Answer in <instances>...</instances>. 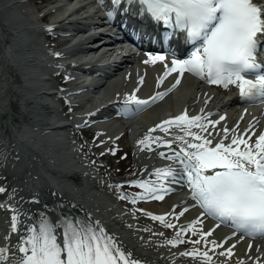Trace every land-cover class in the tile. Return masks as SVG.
Masks as SVG:
<instances>
[{
  "label": "snow or ice",
  "instance_id": "snow-or-ice-1",
  "mask_svg": "<svg viewBox=\"0 0 264 264\" xmlns=\"http://www.w3.org/2000/svg\"><path fill=\"white\" fill-rule=\"evenodd\" d=\"M135 2L155 21H162L169 28L184 33L185 42L193 46L188 58L173 59L171 67L165 65L166 71L164 77L160 78L161 83L172 72H177L180 76L189 72L224 88L236 85L242 99L264 98V63L258 59V53L264 46V3L261 0ZM113 3L120 5L121 0H113ZM173 34L165 33V43ZM165 59L163 55H150L144 63ZM249 75H254L255 79H248ZM179 84L180 79L177 78L172 87ZM166 94L158 92L148 100H142L134 92L127 96L124 103L127 110H130L128 105H135L139 109L162 99ZM219 123L220 121L208 120L207 116L190 117L185 111L150 129L149 134L138 143L149 149L151 143L169 148L171 154L161 152L159 155L173 161L181 171L177 172L171 165L156 169L153 174L159 182L158 186L147 181L132 182L134 186L144 189V192L133 197L131 202L148 198L162 200L164 196L157 193L168 191L164 182L169 179L186 180L191 189V198L204 210V214L220 222H228L230 226L249 236H264V132L253 144L250 143L251 136L247 135L248 130L237 134L232 129L231 141L225 144L230 130L224 128L223 138L213 145L212 139L208 138L212 135L208 129ZM172 126L183 132V135L175 137L180 142L178 150L172 148V141L150 135L157 130L168 133ZM205 132H208V136L202 135ZM3 192L5 188L0 187V193ZM119 198L128 199V196L122 193ZM186 211L188 209H184ZM184 212L179 215H184ZM146 215L166 227H175L165 216L151 213ZM199 223L201 221L198 219L188 229L181 228L177 233L178 239L169 240L168 243L173 246L184 243L179 239L181 233L191 231L195 235L196 225ZM11 227L13 231L17 230L16 216L12 217ZM27 231L29 235L22 238L18 248L19 253L23 254L18 264H138L137 261L129 259L130 254L122 251L105 229L94 227L79 218H58L53 223L45 216L38 226L30 227ZM212 231L214 229L206 233L201 231V239L192 243L200 244L205 237L212 235ZM205 243H211L213 251L216 247H222L215 240ZM8 251L7 248H0V260H7ZM232 254V248L219 253L220 256L227 257ZM181 255L194 259L203 258L205 264L212 262L209 252H201L198 248ZM239 264H243V261Z\"/></svg>",
  "mask_w": 264,
  "mask_h": 264
},
{
  "label": "bare ground",
  "instance_id": "bare-ground-1",
  "mask_svg": "<svg viewBox=\"0 0 264 264\" xmlns=\"http://www.w3.org/2000/svg\"><path fill=\"white\" fill-rule=\"evenodd\" d=\"M17 2H18L17 0H14V2H11L10 5L2 4L1 5L2 11H0L2 13V15L7 16V13H9L8 10H9L10 6H12L11 8H17V5L16 4L14 5V3H17ZM18 6H19V8L17 10L22 11L21 6L20 5H18ZM140 11L144 12L143 8L141 6L138 7L136 10H134V12H131V13L136 14ZM22 13H23V17H20V18L13 20L12 23L23 24V25L26 24L29 21V18L24 16L25 14L23 11H22ZM127 23H129L128 20H127ZM12 26L14 28H16V26H14V25H12ZM26 28H27V30H33L32 27H26ZM6 32H7L6 29H4L2 27V25L0 24V36L2 37L5 34L8 35V32L7 33ZM11 39L15 42L14 44L11 43L12 44L11 46L13 48H15V46H16V48H17V49H15L13 54L19 56L18 59L20 61L25 60L26 66H24V67H30L29 64L27 63L30 60V55H28V54H32V53L36 52V46H38V44L41 45V43H37L35 41H32L31 45L29 42H27V44H26V43H23L24 42L23 39L18 41L17 37H15L14 35L11 36ZM4 46H5V44H4ZM22 50H24V53ZM0 52H3L2 47L0 48ZM1 64H2V67L4 68V70H6V72H7V81H9L11 83V85L8 84V93L6 96V98H9V101L7 99H5V101H4L5 102V108H2V110L0 109V111L1 112L5 111L7 113L8 118H10V119L13 118L16 113L19 115L21 114L20 117L22 118L26 128H29L32 130L34 129L38 133H40L41 135L45 134L44 133L45 132V124H47V123H45L43 121V119L35 118V116L33 115L34 111H36L38 109H39V115H41L43 113L44 107H42L40 105L37 107H33V106L30 107V106H28L26 101H25V106L21 107V108H18L17 105H15V103H14V105L16 107L14 108V106L12 107V104H11L13 102L12 101V94H15L16 91H19V93L22 94L21 95L22 99H25V98H28V97L34 95L32 93L36 92L37 89H39V88H37V84H39L37 77L36 76L33 77L32 75H30L31 79L36 77V83L32 84V81L29 79V77L25 76L28 80L31 81V83L29 85H26V84H23L21 86L18 85V87H16V89H14L12 86V81L15 80V78H13V76H17V78H18L19 75L13 74V71L15 68L12 69L11 60H8V59L3 57ZM129 65H130V63L124 64L123 62H117L115 64H111L114 71H118V70H121L125 67H129ZM20 67L21 66H18L17 69H15V70H17L19 72ZM49 81L50 80H47V82H49ZM84 95H86V93ZM71 98L74 101L75 96H72ZM188 102H190V101L188 100ZM220 104H221V101L219 99L218 101L215 102V107L218 109L220 107ZM94 105L95 104H93L92 106H94ZM100 105L101 104H98L97 106H100ZM205 106L206 105H203L202 109H205L206 108ZM14 109H16V111ZM50 112H51V110H49V111L45 110L44 111L45 116L47 114H49ZM216 117H218V116L215 115L212 118L214 119ZM150 122L152 124H154V119H151ZM262 128H263V126H261V129ZM123 133L127 134L128 130H125V132L123 131ZM46 134L49 135L48 132H46ZM41 137H42V139H46L45 138L46 136H41ZM120 138L125 139V135L121 134ZM52 139L53 138H51L50 140H52ZM49 146H52V148H53V152L51 151V149L49 151H50L51 157L54 159V162H56L57 166L69 167L70 163H75L76 156H74L73 154L72 155L65 154L63 152V148L58 149V145H56L55 143L53 145H49ZM142 148H145V146H143ZM54 149H58V150L54 151ZM32 156H34V155L31 154L27 150V148L24 147V145H22V144L19 145V151L17 153H15L12 149H10V146H7L5 144L2 137H0V160L3 163V165L5 166V168L14 177L11 179V181L9 183L10 185L7 183L8 186L10 187V189L8 190V192H6V194L4 193L2 196H0V202L4 201L7 197L15 196L19 200H23V202L25 204H29L30 206H38L36 209L31 210L29 213L26 214L27 219L31 220L33 225L32 224L26 225L27 235H25L23 238H26L29 235V232L27 231L28 228L33 227V226H37V222L34 219V217L36 215H38L39 213L42 214L43 216H47L51 220H55V214H54L53 208L58 209L59 211H63L67 214H71L73 216H75L77 213L78 214H85V212L80 207L76 206L75 204H73L70 201H67L65 199L64 200L55 199V201L54 200H39V199L36 200V199H34V197L27 198L26 195L22 194V192H21V190H22L21 182L22 181H24L27 185L30 184V187H32L31 186L32 172H31V167H30V162H32L31 161ZM38 156L40 157L41 160L45 159L44 155H38ZM48 159L50 160V157H48ZM42 162H44V161H42ZM144 168H145L146 172H152L154 169L151 165H149V163H145ZM18 173L21 174L20 177L16 176V175H19ZM3 177H0V179L3 182H5L6 179H3ZM139 180H140V177H139ZM182 205H183V202H177L175 205L173 204L172 208H174V211H175L174 214L181 212L180 209H181ZM178 208H179V210H178ZM111 212H113V211L111 210ZM19 214H20L19 211L15 210L14 216L19 217ZM95 215H96L95 217L93 216V218H92L91 216H89V218H91L94 222H96L95 219H98V218L101 219L97 213ZM188 216H189L188 212L184 213V215L181 216L180 220H183L184 218H186ZM184 223L187 224V222H184ZM96 227H101V225L99 223L97 224V222H96ZM105 231L111 237H113V238L115 237V236H112L106 229H105ZM202 231H204V230H202ZM114 239L117 242L116 238H114ZM160 241L162 243L168 242L166 239H162ZM117 244H118V246H120L121 250H123L126 254H130V256H129L130 260L137 261L138 264H147L146 263V260H147L146 257L148 258L150 256L149 254L135 255L127 249H126L127 251H125L124 246L120 245V243L117 242ZM180 245H185V243H182ZM209 245H212V244L209 243ZM18 248H17L16 253L18 254V262H19V258L23 254L19 253ZM174 249H172L171 256L174 254L177 255L179 253L181 255V253H183V251L181 252V250L179 251L177 249H175V250ZM179 249H181V248H179ZM188 251H190V249ZM200 251L204 252L203 250H200ZM209 255L211 256V255H215V254H209ZM257 255H259V254H251L250 256L237 257L235 260H233V262L231 264H233L235 262L239 263L240 261L245 262L246 260H251L252 258H254ZM202 261H204L203 258L201 259V262ZM211 263H213V262H211ZM148 264H149V262H148ZM218 264H220V263H218ZM255 264H257V262Z\"/></svg>",
  "mask_w": 264,
  "mask_h": 264
},
{
  "label": "rangeland",
  "instance_id": "rangeland-1",
  "mask_svg": "<svg viewBox=\"0 0 264 264\" xmlns=\"http://www.w3.org/2000/svg\"><path fill=\"white\" fill-rule=\"evenodd\" d=\"M38 4H39V2H34V1H30V2H27V3H25L24 4V7H23V10H27V9H31V10H33V11H36V9H37V7H38ZM22 9V8H21ZM22 10V11H23ZM24 12V11H23ZM37 13V12H36ZM25 14V13H24ZM24 16H26L27 18H29V16L27 15V14H25ZM33 34H32V37L36 40V41H43L44 40V35L42 34V33H38V32H32ZM10 45H12L11 43H10ZM13 69V68H12ZM13 74H17L18 75V73L16 72V71H13ZM13 78H15V80L17 81V79H19V76H18V78H17V76H13ZM58 81V78L57 77H53L52 78V83H55V82H57ZM21 86V85H20ZM14 91V90H13ZM12 94V93H11ZM22 95V94H21ZM12 98L14 99V96H13V94H12ZM14 101V100H13ZM173 102L174 101H170V102H168L167 103V106L168 105H170V104H173ZM12 104V107L14 106V108L16 107L15 105H14V102H12L11 103ZM24 107V106H23ZM15 111H16V109H14ZM158 110H160V109H158ZM93 137L92 138H94L95 139V141H93V139H90L89 140V143L91 144V145H95V144H99V137L98 138H96V135H92ZM112 146V145H111ZM110 146V147H111ZM95 148H97V147H95ZM87 151H89V149L86 147L85 148V152H87ZM123 155H124V153L123 152H118V154L116 155V156H110L109 157V159H107V160H105L103 157H102V159H101V162L102 163H107V164H109L110 166H109V169H108V174L109 175H111V174H114L116 171H117V169L119 168L118 166H117V162L119 161V160H121L122 159V157H123ZM123 161L125 162V163H123ZM122 162H121V165H127V163L129 162V164L130 165H133L134 164V157L133 156H131V158L130 159H128V160H123ZM137 173V171H131V176L132 175H134V174H136ZM103 183V182H102ZM122 187L121 188H123L124 189V191L125 192H130V193H132V191L131 190H126L125 189V187L123 186V185H121ZM122 203H124L125 205H127V203H126V201H122ZM153 225H154V227L155 228H157L158 229V231H160L161 232V234L162 235H167L168 233H170V231H171V228H169V227H166L163 223H161V222H153Z\"/></svg>",
  "mask_w": 264,
  "mask_h": 264
}]
</instances>
